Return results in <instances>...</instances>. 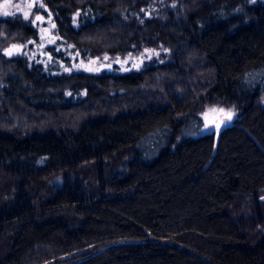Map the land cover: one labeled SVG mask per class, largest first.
Masks as SVG:
<instances>
[{
	"label": "trees",
	"instance_id": "obj_1",
	"mask_svg": "<svg viewBox=\"0 0 264 264\" xmlns=\"http://www.w3.org/2000/svg\"><path fill=\"white\" fill-rule=\"evenodd\" d=\"M0 264H264V0L0 15Z\"/></svg>",
	"mask_w": 264,
	"mask_h": 264
},
{
	"label": "rangeland",
	"instance_id": "obj_2",
	"mask_svg": "<svg viewBox=\"0 0 264 264\" xmlns=\"http://www.w3.org/2000/svg\"><path fill=\"white\" fill-rule=\"evenodd\" d=\"M35 0H3L0 2V15H3V12L7 11L9 14L13 13V12H27L28 14H30L33 10V4H34ZM19 5V8H17L16 6ZM29 5H32L31 7H29ZM8 14V15H9ZM6 16V15H5ZM49 31L48 29H45L43 34L44 36H50L49 35ZM23 50V48L21 46H18V50L13 49L12 53H18L21 52ZM145 61V58L143 55H139L137 57H135L132 61V67H138L139 65H142ZM118 65L122 66V68L124 69L125 65L129 64V59H126L125 61H120L118 60L116 62ZM89 68H95V69H103V68H107V69H111L112 65L108 64L105 65L103 64V62H92L90 64H88ZM211 109H221L219 107H207L203 113L201 114L202 120H203V127L201 130V134H210V133H216V129L214 127L215 123H219L222 119H223V114L217 112H212L210 111ZM227 110H232L234 112V115L232 117V120L230 122H225L222 124H226V123H231L232 121H234L238 115L237 109L235 107H231L229 109H225ZM221 124V125H222Z\"/></svg>",
	"mask_w": 264,
	"mask_h": 264
},
{
	"label": "snow or ice",
	"instance_id": "obj_3",
	"mask_svg": "<svg viewBox=\"0 0 264 264\" xmlns=\"http://www.w3.org/2000/svg\"><path fill=\"white\" fill-rule=\"evenodd\" d=\"M31 6L32 5H29V7H31ZM16 7L19 8V5H17ZM8 14L9 13L7 11L3 12V15H8ZM28 15L29 14L27 12H24V18L25 19L28 18ZM36 19L39 20V19H41V17L37 16ZM13 49L18 50V46L17 45H12L10 49L6 50L7 54L11 55ZM146 51H150V50H146ZM210 111H212V112H217L218 111L219 113L223 114V119L219 123H215L214 124V127H215V129L217 131L219 130V128H220L222 123L230 122L232 120L233 115H234V112L232 110H227L226 111L223 108L218 109V110L217 109H211Z\"/></svg>",
	"mask_w": 264,
	"mask_h": 264
},
{
	"label": "water",
	"instance_id": "obj_4",
	"mask_svg": "<svg viewBox=\"0 0 264 264\" xmlns=\"http://www.w3.org/2000/svg\"><path fill=\"white\" fill-rule=\"evenodd\" d=\"M230 126V123L222 124L217 132L221 133Z\"/></svg>",
	"mask_w": 264,
	"mask_h": 264
}]
</instances>
